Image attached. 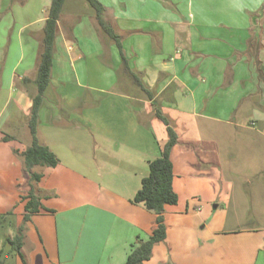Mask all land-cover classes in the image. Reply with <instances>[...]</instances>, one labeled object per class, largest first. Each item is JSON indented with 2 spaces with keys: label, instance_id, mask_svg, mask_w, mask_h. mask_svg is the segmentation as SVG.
Masks as SVG:
<instances>
[{
  "label": "crops",
  "instance_id": "obj_1",
  "mask_svg": "<svg viewBox=\"0 0 264 264\" xmlns=\"http://www.w3.org/2000/svg\"><path fill=\"white\" fill-rule=\"evenodd\" d=\"M100 1L129 68L152 95L133 92L139 86L87 0H66L37 126L40 144L59 163L29 172L22 152L32 141L45 7L29 45L20 38L7 52L15 63L1 76L0 264L124 263L133 244L156 226L157 215L132 200L168 138L157 107L179 136L171 152L179 200L165 206L167 236L145 264H264V227L228 229L226 215L207 210L210 200H225L227 193L212 191L210 152L202 154L193 142L203 133L199 123L249 130L252 118L264 122V0ZM84 19L93 32L77 39L73 33ZM70 72L95 83L101 72L116 77L108 87H92L101 99L83 108L72 101L69 113L64 86ZM68 85H75L71 92L83 86ZM248 137L258 140V133ZM30 191L41 203L33 213L25 209ZM20 232L22 257L9 242Z\"/></svg>",
  "mask_w": 264,
  "mask_h": 264
},
{
  "label": "rangeland",
  "instance_id": "obj_2",
  "mask_svg": "<svg viewBox=\"0 0 264 264\" xmlns=\"http://www.w3.org/2000/svg\"><path fill=\"white\" fill-rule=\"evenodd\" d=\"M50 4L51 0H0V85L3 72L7 75L15 63L12 61L11 55L7 57V52L11 53L15 49L20 38H23L26 46L29 45L28 40L40 26L39 19L44 17L45 7L48 14ZM88 31L93 32L92 24L89 23V19H84L82 26L74 31L73 36L80 39L79 36L87 34ZM100 75L103 78L95 83L91 82L89 75L70 72L64 86L66 88L64 92L65 111L68 110L66 106L72 101L79 102L80 108H83L85 105L93 103V99L103 97L92 87L97 84L108 87L107 83L113 82L116 76L102 72ZM109 77L111 81H109ZM69 83L83 86L80 89L76 87V90L71 92L70 88L75 85H68ZM90 83L93 85L91 86ZM6 87H3L4 93H6L4 102L8 106L10 104L7 101L9 92L5 90ZM133 92L139 97H147L139 87ZM0 95L3 98V91ZM68 112L71 113L70 110ZM249 121H253L250 124L254 129L245 130L223 125V123H220L219 127L213 123L205 125L199 123L203 133L199 132L197 137L200 138L193 140L194 148L202 154L206 151L210 152L213 162L206 167H209L210 177L213 181L212 191L217 190L220 195L224 192L227 193L225 200L221 199L219 195L210 200L206 204L207 210L216 217L226 215L228 229L264 227V122L257 121L256 118ZM209 126L210 130L208 131ZM220 132H225L227 135H221ZM252 132L258 133V140L254 138L252 141L251 137H248V134ZM181 139L185 141L183 136Z\"/></svg>",
  "mask_w": 264,
  "mask_h": 264
},
{
  "label": "trees",
  "instance_id": "obj_3",
  "mask_svg": "<svg viewBox=\"0 0 264 264\" xmlns=\"http://www.w3.org/2000/svg\"><path fill=\"white\" fill-rule=\"evenodd\" d=\"M66 0H51L48 9L47 18L42 30V50L39 56L37 69V94L32 99L30 111L29 129L31 133V145L26 148L22 154L25 158L27 170L35 165L56 166L59 163L57 155L45 145L40 144L37 136V126L39 123L40 110L44 102V93L51 81V72L54 58V45L58 32V25L62 15V9ZM96 13V18L104 31L111 37L121 53L122 60L131 76L139 87L147 94L152 95L141 82L140 77L133 72L128 66V60L124 55V49L120 37L114 29L105 21V8L100 0H87ZM157 118L163 121L167 130V141L164 144L161 155L149 160V174L143 178L140 189L133 198V202L142 203L147 209L153 211L157 216L155 219L156 226L153 228L150 237L147 240L138 239L132 246L126 261L123 264H145L151 258L153 247L156 243L165 240L167 236V227L164 221V209L166 205L178 203L179 196L173 187V161L171 152L173 147L178 143L179 136L171 123V120L162 113L160 108L155 109ZM8 137L5 139L7 140ZM31 177L38 180L40 175L32 173ZM27 202L25 209L27 213L39 211L41 203L33 191H30L25 197ZM25 215V220L28 219ZM14 245V249L22 257V234H18L14 239L9 240Z\"/></svg>",
  "mask_w": 264,
  "mask_h": 264
},
{
  "label": "water",
  "instance_id": "obj_4",
  "mask_svg": "<svg viewBox=\"0 0 264 264\" xmlns=\"http://www.w3.org/2000/svg\"><path fill=\"white\" fill-rule=\"evenodd\" d=\"M263 12H264V5L262 6V8H261V10H260V15H261V16H262Z\"/></svg>",
  "mask_w": 264,
  "mask_h": 264
},
{
  "label": "built area",
  "instance_id": "obj_5",
  "mask_svg": "<svg viewBox=\"0 0 264 264\" xmlns=\"http://www.w3.org/2000/svg\"><path fill=\"white\" fill-rule=\"evenodd\" d=\"M200 209V208H199Z\"/></svg>",
  "mask_w": 264,
  "mask_h": 264
}]
</instances>
